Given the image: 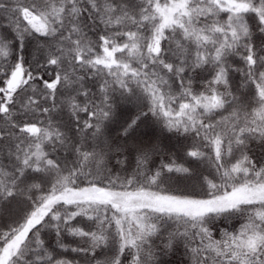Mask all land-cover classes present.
<instances>
[{"label":"snow or ice","instance_id":"1","mask_svg":"<svg viewBox=\"0 0 264 264\" xmlns=\"http://www.w3.org/2000/svg\"><path fill=\"white\" fill-rule=\"evenodd\" d=\"M175 257L264 264V0H0V264Z\"/></svg>","mask_w":264,"mask_h":264},{"label":"trees","instance_id":"2","mask_svg":"<svg viewBox=\"0 0 264 264\" xmlns=\"http://www.w3.org/2000/svg\"><path fill=\"white\" fill-rule=\"evenodd\" d=\"M164 143H165L166 145H169V147H171L172 145H175V144H176V141L173 140V141L169 142L168 140H165ZM177 147H178V145H177ZM184 183H185V184H188V185L190 186L191 184L195 183V180L193 179L192 181H186V182H184ZM180 186L183 187L184 184H181ZM178 258H179V257H175V258H174V264H175V261H176Z\"/></svg>","mask_w":264,"mask_h":264}]
</instances>
